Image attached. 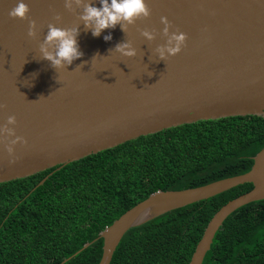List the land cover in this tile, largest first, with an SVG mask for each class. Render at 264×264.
<instances>
[{
    "label": "water",
    "instance_id": "1",
    "mask_svg": "<svg viewBox=\"0 0 264 264\" xmlns=\"http://www.w3.org/2000/svg\"><path fill=\"white\" fill-rule=\"evenodd\" d=\"M91 2L99 7L98 0ZM24 3L26 18L18 19L8 16L16 0H0V125L14 116L9 127L23 139L10 156L6 146L12 137L0 138V184L182 125L264 118V0H145L148 17L136 19L126 32L116 25L97 37L84 29L75 4L69 11L63 0ZM162 16L169 33L186 37L180 51L164 60L154 51L167 39ZM29 20L35 21L34 37L27 36ZM49 23L78 27L83 55L61 69L52 68L39 52ZM145 29L153 32V40L140 35ZM108 33L111 39L105 41ZM123 41L135 48V56L110 51ZM244 184L253 189L222 206L197 244L189 264H203L224 221L241 207L264 200V148L245 174L197 188L157 191L128 210L95 240H103L99 264H111L132 228Z\"/></svg>",
    "mask_w": 264,
    "mask_h": 264
},
{
    "label": "trees",
    "instance_id": "2",
    "mask_svg": "<svg viewBox=\"0 0 264 264\" xmlns=\"http://www.w3.org/2000/svg\"><path fill=\"white\" fill-rule=\"evenodd\" d=\"M263 148L262 117L199 121L0 184V264H99L103 240H95L128 210L157 191L245 174ZM252 189L244 184L132 228L111 264H189L215 213ZM203 264H264V200L224 221Z\"/></svg>",
    "mask_w": 264,
    "mask_h": 264
},
{
    "label": "clouds",
    "instance_id": "3",
    "mask_svg": "<svg viewBox=\"0 0 264 264\" xmlns=\"http://www.w3.org/2000/svg\"><path fill=\"white\" fill-rule=\"evenodd\" d=\"M65 9L71 11L73 4L81 8L79 13V21L83 23L84 29L89 30L93 37L100 36L104 29L115 28L120 26L122 32H126L129 25L141 17L149 16V9L145 0H98L97 7L91 0H63ZM28 12V6L24 0H16V4L12 7L8 16L12 18L25 19ZM59 21L60 17H54ZM164 25L162 34L167 37L165 44L158 45L155 48V53L158 58L164 60L166 56H172L178 53L185 41V34L182 32L169 33V22L165 17L160 18ZM35 21H28V37L35 36ZM79 35L78 27L59 28L49 23L47 32L43 41L39 44V52L41 58L48 61L50 66L55 69L64 68L70 65L74 60L79 59L83 53L79 50L77 36ZM140 35L151 41L154 39L153 32L142 30ZM105 41L111 39V33L103 36ZM115 51L124 57H133L136 54L128 41H123L114 46L110 51ZM97 57L96 55L93 56ZM15 124V117L8 116L6 123L0 125V138L12 137L6 146V151L11 156L13 154V146L17 142L23 143L22 137L15 136L14 129L9 125ZM13 162L10 160V163Z\"/></svg>",
    "mask_w": 264,
    "mask_h": 264
}]
</instances>
